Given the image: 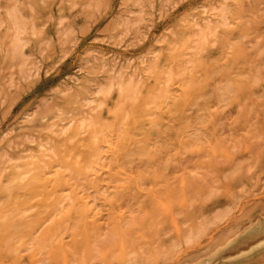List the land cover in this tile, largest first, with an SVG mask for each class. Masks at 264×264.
I'll return each mask as SVG.
<instances>
[{
    "label": "rangeland",
    "instance_id": "1",
    "mask_svg": "<svg viewBox=\"0 0 264 264\" xmlns=\"http://www.w3.org/2000/svg\"><path fill=\"white\" fill-rule=\"evenodd\" d=\"M219 1L172 0L167 5L164 0L143 3H136L137 0H45L44 3L27 0L26 16L34 18L39 30L27 49L32 70L27 76L17 75L10 83L9 72L0 57V156H5L7 166L17 167L36 156L38 145H45L49 139L46 147L51 152L52 138L61 127L57 125L52 131H47V127L59 124L56 117L60 109H72L76 90L80 91L79 85L88 78L102 83L110 69L123 66L129 74L136 75V81L144 82L142 70L151 63L164 65L165 69L174 65L171 58H165L167 48L174 52L186 51L194 23L207 17L203 13L205 7L217 5ZM5 2L10 5L12 0ZM229 4L231 29L251 16H264V0H230ZM235 9H242V15L238 16ZM127 16L131 22L141 18L142 21L128 30L118 28V20H125ZM60 21L64 26L59 25ZM66 30L70 32L63 40ZM232 39L231 36L229 40ZM209 41L214 47L228 43L220 39L219 33L210 36ZM247 41L251 45L250 38ZM101 63L106 65L104 69ZM92 69L96 72L90 73ZM48 110L52 115L43 120L41 115ZM32 115L33 120L27 121ZM150 146L148 156L132 160L133 169L152 174L167 162L194 168L196 192L191 206L182 210L174 204L167 217L161 205L165 203L166 192L159 188L130 189L128 182L135 174L129 165L119 175L121 181L115 182L104 173L100 187L85 192L0 189V264H68L77 258L79 241L86 235L88 216L91 220L96 212L105 223L104 235H120L125 243L123 247L114 244L111 249H104L102 259L83 257L86 264H121L128 259L135 263L140 255L147 262L149 246L140 239L138 231L126 225L133 218L145 219V213L152 207L157 222L154 246L160 251L161 259L167 258L159 264H264V229L260 230L259 223L264 218V170L259 169L255 157L245 160L247 184L234 182L232 195H228L212 171L215 167H227L230 163L227 157L208 151L204 155L196 154L193 143H167L157 139ZM102 153V162L109 164V152L103 149ZM250 189L255 191L254 198L248 195ZM206 193L212 194L204 196ZM66 194H71L73 199L59 205ZM228 199L235 206L233 217L215 221L223 214ZM86 204L92 208L89 212L84 209ZM113 218L125 224L124 233L111 228L109 221ZM49 219L42 231L34 234L39 223ZM204 222H213V230L220 228L224 233H219L216 239L203 240L192 250L177 252L169 259L168 245L179 230ZM32 233L40 237L33 240Z\"/></svg>",
    "mask_w": 264,
    "mask_h": 264
},
{
    "label": "bare ground",
    "instance_id": "2",
    "mask_svg": "<svg viewBox=\"0 0 264 264\" xmlns=\"http://www.w3.org/2000/svg\"><path fill=\"white\" fill-rule=\"evenodd\" d=\"M5 1L0 0V57L12 83L17 75L27 76L32 70L27 49L39 30L34 18L26 16L27 0H12L10 5ZM164 1L167 5L172 3V0ZM229 1L220 0L219 4L204 8L207 17L194 23L186 51L174 52L167 48L165 58L174 62L170 68L151 63L142 70L145 79L141 82L122 66L110 69L102 83L88 78L79 85L81 90L74 94L72 109H60L56 117L59 124L47 127V131L57 125L61 127L52 138L51 152L46 147L49 139L45 145H38L36 156L17 167H8L5 156H0V189L72 192L80 189L85 192L100 187L104 173L115 182L121 181L119 175L129 165L135 174L128 182L130 189H162L166 195L161 205L170 217L172 205L178 204L184 210L193 203L194 168L167 162L152 174L133 169L132 160L148 156L151 143L157 139L167 143H193L196 154L208 151L227 157L230 161L227 167H215L212 171L228 195H232L234 182L246 185L245 160L255 157L259 169L264 170V91H260L264 88V16H251L231 29ZM143 2L137 0L136 3ZM235 13L242 15V9H235ZM130 20L128 16L125 20L119 19L116 26L128 30L142 18ZM59 25L64 26L63 21ZM69 32H64L63 40ZM216 33L228 43L210 46L209 38ZM105 66L103 64L102 68ZM94 72V69L90 71ZM51 115V110L44 111L41 118L45 120ZM33 118L29 116L27 121ZM103 149L109 152V164L102 162ZM76 194L73 195L78 198ZM248 195L254 198V189H250ZM71 199L73 196L66 194L59 205ZM230 200L215 221L233 217L235 206ZM87 205L84 209L89 212L92 208ZM153 212L152 207L145 213V219L133 218L126 225L138 231L140 239L149 246L146 258L150 260L146 262L140 255L135 263L128 259L121 264H159L167 260L159 257L160 251L154 246L157 222ZM96 213L91 220L88 216L86 235L79 241L77 258L68 264H86L82 260L85 256L102 259L104 249H111L114 244L124 246L122 236L104 235L105 223ZM50 220L39 223L34 234L41 232ZM259 223L260 230L264 229V218ZM109 225L114 231L124 233L125 224L116 218L110 220ZM213 226V222H204L185 230L181 228L168 245L169 259L177 252L192 250L203 240L216 239L219 233H224L220 228L213 230ZM34 234L30 236L37 240L40 236Z\"/></svg>",
    "mask_w": 264,
    "mask_h": 264
}]
</instances>
